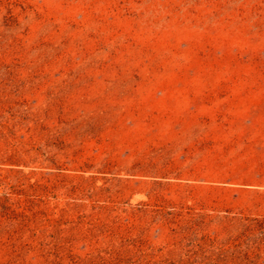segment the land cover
Masks as SVG:
<instances>
[{"label": "rangeland", "instance_id": "obj_1", "mask_svg": "<svg viewBox=\"0 0 264 264\" xmlns=\"http://www.w3.org/2000/svg\"><path fill=\"white\" fill-rule=\"evenodd\" d=\"M0 264H264V0H0Z\"/></svg>", "mask_w": 264, "mask_h": 264}]
</instances>
